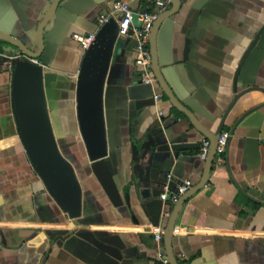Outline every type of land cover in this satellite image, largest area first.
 <instances>
[{
  "label": "crops",
  "instance_id": "0c3cea01",
  "mask_svg": "<svg viewBox=\"0 0 264 264\" xmlns=\"http://www.w3.org/2000/svg\"><path fill=\"white\" fill-rule=\"evenodd\" d=\"M53 1L0 0V35L38 51ZM112 1L59 0L37 58L57 144L82 187L75 219L47 192L19 138L9 64L22 52L0 38V264H169L157 257L167 233L177 264H264V0H179L156 30L157 66L174 98L209 134L230 133L222 162L213 157L206 183L171 228L175 203L160 194L185 179L199 183L207 137L154 74L143 80L132 31L117 38L104 83L107 155L88 161L78 132L74 84L83 50L73 34L95 31ZM122 1L142 9L143 0ZM134 154H146L148 196L134 180Z\"/></svg>",
  "mask_w": 264,
  "mask_h": 264
},
{
  "label": "water",
  "instance_id": "95a60500",
  "mask_svg": "<svg viewBox=\"0 0 264 264\" xmlns=\"http://www.w3.org/2000/svg\"><path fill=\"white\" fill-rule=\"evenodd\" d=\"M169 1L173 4V7L170 10L161 12L150 30L149 50L153 74L170 102L185 113L210 141L201 180L175 203L167 224V227L171 228L183 202L190 194L199 190L206 183L215 153L216 138L221 130L216 134H209L196 118L177 102L160 74L155 55V33L159 23L165 17L174 13L180 3L179 0ZM58 3L59 0L53 1L47 17L39 24L38 39L40 48L38 51L28 49L11 36L0 35V38L17 44L22 52L11 58L9 68L11 72V106L19 138L47 192L59 208L68 214L69 218L75 219L81 214L82 187L74 166L64 156L57 144L46 100L43 66L32 60L34 58L37 59L42 53L45 24L47 20L52 18ZM140 23L138 11L134 10L132 13V24L135 27H139ZM117 30V20L114 17H109L96 30L93 41L82 52L76 74L74 112L78 132L88 161H97L108 153L103 111V89L114 47L118 41ZM146 148L149 149V146ZM145 155L143 154L137 158V154H134L132 158L134 180L140 186H143L142 190H140L142 196L149 195L148 183L152 182L143 174L141 158L146 157ZM126 200H128L127 195ZM165 201L168 202V200ZM162 253L169 264H177L171 252L168 233L164 236Z\"/></svg>",
  "mask_w": 264,
  "mask_h": 264
},
{
  "label": "built area",
  "instance_id": "2783aa9c",
  "mask_svg": "<svg viewBox=\"0 0 264 264\" xmlns=\"http://www.w3.org/2000/svg\"><path fill=\"white\" fill-rule=\"evenodd\" d=\"M152 3L151 11H138V19L140 20V26L135 27L132 24V13L134 9L126 2L122 0L112 1L109 8L101 12L97 18V26L95 31L87 32L85 34L75 33L73 39L79 44L80 48L84 51L94 39L96 30L108 20L109 17H114L117 20V38L127 36L132 31L135 37V50H136V63L142 67L143 80L150 82L153 79V71L150 67V52L147 47L149 41L150 30L155 19L166 8V4L169 0H148ZM34 62L39 63L36 58L32 59ZM10 68V64H9ZM156 98L160 97V94L155 95ZM162 113V112H160ZM230 133L227 130H221L216 138V146L214 158L216 162L220 163L223 160L226 152ZM210 147V141L208 138H204L200 142L199 157L202 160L206 159ZM192 187V182L189 179L183 180L176 188L168 193L163 192L160 194L162 200H168L172 203H176L179 198L186 193ZM155 241H160L161 232L155 233ZM158 259L164 263H168L167 258L162 251L157 252Z\"/></svg>",
  "mask_w": 264,
  "mask_h": 264
},
{
  "label": "trees",
  "instance_id": "16d2710c",
  "mask_svg": "<svg viewBox=\"0 0 264 264\" xmlns=\"http://www.w3.org/2000/svg\"><path fill=\"white\" fill-rule=\"evenodd\" d=\"M152 10V3L148 0L142 1V9L140 11H151Z\"/></svg>",
  "mask_w": 264,
  "mask_h": 264
}]
</instances>
